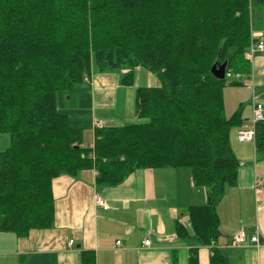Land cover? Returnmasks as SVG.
I'll return each mask as SVG.
<instances>
[{"label": "trees", "instance_id": "16d2710c", "mask_svg": "<svg viewBox=\"0 0 264 264\" xmlns=\"http://www.w3.org/2000/svg\"><path fill=\"white\" fill-rule=\"evenodd\" d=\"M254 6L264 0H0V134L11 140L0 152V232L49 229L61 175L95 170L98 185L115 187L139 169H185L208 203L187 209L191 228L177 223V235L216 243L218 204L238 180L230 134L243 121L240 110L225 117L227 79L211 69L250 74ZM94 66L124 86L145 68L159 86L139 87L136 122L96 130L91 148ZM255 149L264 155V122ZM210 264L228 260L213 248Z\"/></svg>", "mask_w": 264, "mask_h": 264}, {"label": "crops", "instance_id": "0c3cea01", "mask_svg": "<svg viewBox=\"0 0 264 264\" xmlns=\"http://www.w3.org/2000/svg\"><path fill=\"white\" fill-rule=\"evenodd\" d=\"M260 11L258 18L252 9V38L264 42V8ZM250 68V74L244 75L246 82L242 80L236 87H251V96L255 91L260 101L264 97V53L255 56ZM141 71L136 69L132 86H124L120 75L99 72L94 66L90 79L93 119L105 124L135 123ZM146 76L148 87L159 86L155 76L154 80L150 74ZM121 91L127 109L125 115L118 116ZM236 107L242 112L243 123L247 122L252 115V98ZM98 112L107 116L97 119ZM94 140L93 130L85 133L86 145ZM230 141L238 160V180L218 204L220 237L213 245L182 240L176 232L177 223L188 220L189 207L208 203L206 190L194 186L190 171L139 169L121 184L106 187L97 184V173L90 170L76 177L61 175L53 181L55 213L49 229L32 230L26 237L0 232V264H82L85 253L94 255L95 264H210L213 248L226 255L228 264H264V155L257 154L254 143H238L235 135L231 134ZM9 142L0 138V152L10 146ZM258 179L262 180L259 187ZM97 197L107 207L97 206ZM240 232L246 234L248 244L234 246L233 239ZM255 234L260 247L249 243ZM146 239L151 240L148 248L143 245Z\"/></svg>", "mask_w": 264, "mask_h": 264}, {"label": "built area", "instance_id": "2783aa9c", "mask_svg": "<svg viewBox=\"0 0 264 264\" xmlns=\"http://www.w3.org/2000/svg\"><path fill=\"white\" fill-rule=\"evenodd\" d=\"M258 53H264V42L263 41H257L253 40L245 53L244 57L245 59L252 63L253 60L255 59L256 54ZM225 79L231 80L233 82H242L244 79V75L241 73H236L232 70L226 71L225 73ZM86 82H89L90 79L85 78ZM264 122V105L259 101L255 91H253L252 95V119L251 121L244 122L237 133V138L240 142L242 143H254L256 140V130H257V125L260 123ZM105 128V123L98 121L96 119H93V124H92V130L95 132L96 130L103 129ZM93 144L90 145L91 148H93ZM262 185V180L258 179L257 180V187ZM96 205L99 207H107L106 202L101 199V198H96ZM184 227L186 228H191V224L189 220H183L180 222ZM249 243L256 246L260 247V239L259 235L255 234L252 235L251 238L249 239ZM72 242H70L71 246ZM121 243L118 241L117 245L119 246ZM248 244V239L245 233H238L234 239H233V245L234 246H245ZM144 247L148 248L151 246V240L146 239L144 240Z\"/></svg>", "mask_w": 264, "mask_h": 264}, {"label": "rangeland", "instance_id": "374dc122", "mask_svg": "<svg viewBox=\"0 0 264 264\" xmlns=\"http://www.w3.org/2000/svg\"><path fill=\"white\" fill-rule=\"evenodd\" d=\"M264 7L263 6H254L253 7V12L255 14L256 17L259 18V14H260V10H262ZM259 54L261 53H258L256 54V56H258ZM142 71H141V76L139 78V86L140 87H148L147 84H148V79H147V76L146 74H150L151 76V79H153L152 77H154L155 75L153 73H151L148 69H145V68H140ZM114 74V73H113ZM116 74V73H115ZM120 75V74H118ZM158 83H159V80L157 79V77L155 76V78ZM153 79V80H154ZM245 83L246 80H243ZM233 81L231 80H226V85H225V88H224V102H225V117L227 118H230L232 115H234V113H236L238 110H235L237 107L236 105H238L240 102H245L246 100H248L250 97L252 98L251 96V91H252V88L251 87H246L245 85L244 86H240V87H236V86H233L231 85ZM125 87L122 89L124 91ZM124 93V92H123ZM117 106H118V116H122V115H125V111L127 109V106H126V99H125V95L122 96V91L119 92V96L117 97ZM261 103L264 102V97L261 98ZM264 105V104H263ZM112 113V112H111ZM103 115H104V112H103ZM101 114V112H98L96 117L97 119L99 118H104L107 116V114L104 115ZM251 116V117H250ZM250 119H248V121H251L252 119V115H250ZM105 123V122H104ZM127 123L126 122H108V124L106 123L105 124V127H109V126H114V125H126ZM237 128H233L231 130V134L237 139L238 143L240 142L237 138ZM230 134V136H231ZM0 138L3 139L5 142L7 140V142L10 141V136L7 135V134H0ZM10 143V142H9ZM6 147V146H5ZM5 149V148H3Z\"/></svg>", "mask_w": 264, "mask_h": 264}, {"label": "water", "instance_id": "95a60500", "mask_svg": "<svg viewBox=\"0 0 264 264\" xmlns=\"http://www.w3.org/2000/svg\"><path fill=\"white\" fill-rule=\"evenodd\" d=\"M226 69H227V62H224L221 65L215 64L212 67L211 72H212L213 76L215 78H217L218 80H224L225 79Z\"/></svg>", "mask_w": 264, "mask_h": 264}]
</instances>
